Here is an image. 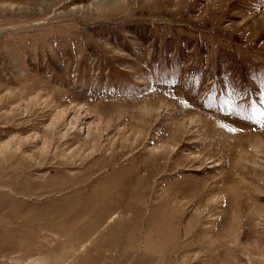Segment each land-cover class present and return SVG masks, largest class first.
I'll return each instance as SVG.
<instances>
[{"label": "rangeland", "instance_id": "1", "mask_svg": "<svg viewBox=\"0 0 264 264\" xmlns=\"http://www.w3.org/2000/svg\"><path fill=\"white\" fill-rule=\"evenodd\" d=\"M109 1L0 0V264H264V0Z\"/></svg>", "mask_w": 264, "mask_h": 264}, {"label": "bare ground", "instance_id": "2", "mask_svg": "<svg viewBox=\"0 0 264 264\" xmlns=\"http://www.w3.org/2000/svg\"><path fill=\"white\" fill-rule=\"evenodd\" d=\"M112 2H114L113 0L112 1H109V3H112ZM130 2V1H129ZM125 5H129V4H127V2L125 3ZM151 5V4H150ZM172 132V130H169L168 131V134H170ZM157 139V138H156ZM164 150H165V148L161 151V152H159V153H153V160L150 162V164L152 165V167L153 166H155L156 167V171H159V170H161V169H170L171 168V164L169 163L168 165H167V167L165 168V166L158 160V159H160V158H162L163 157V152H164ZM160 162V163H159ZM151 167V166H150ZM150 167H149V170H150ZM141 170V167H139L138 168V172ZM153 174V173H152ZM146 178V177H145ZM115 207H120L119 205L118 206H112L111 208H109L110 210L112 209H114ZM115 216H117L116 214H113V215H111L110 217H108V221H110V220H112ZM107 218V217H106ZM106 218L104 219V217L103 218H100V219H98V222H102V221H104V220H106Z\"/></svg>", "mask_w": 264, "mask_h": 264}]
</instances>
